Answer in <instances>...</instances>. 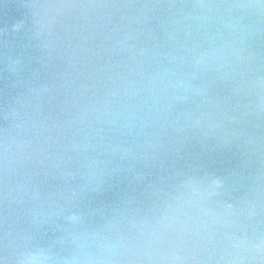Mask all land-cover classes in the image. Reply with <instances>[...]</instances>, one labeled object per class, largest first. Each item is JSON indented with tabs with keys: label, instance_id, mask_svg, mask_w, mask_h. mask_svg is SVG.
Masks as SVG:
<instances>
[{
	"label": "water",
	"instance_id": "obj_1",
	"mask_svg": "<svg viewBox=\"0 0 264 264\" xmlns=\"http://www.w3.org/2000/svg\"><path fill=\"white\" fill-rule=\"evenodd\" d=\"M0 264H264V0H0Z\"/></svg>",
	"mask_w": 264,
	"mask_h": 264
}]
</instances>
